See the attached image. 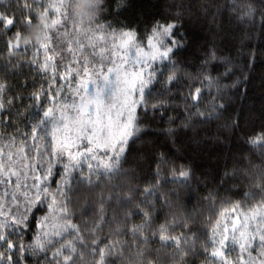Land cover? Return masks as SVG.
<instances>
[{"label": "trees", "instance_id": "16d2710c", "mask_svg": "<svg viewBox=\"0 0 264 264\" xmlns=\"http://www.w3.org/2000/svg\"><path fill=\"white\" fill-rule=\"evenodd\" d=\"M127 4V10L117 16L114 12L115 0H105L106 7L101 14V22H110L115 27L128 25L135 28L138 39L146 44L147 35L156 21L164 23L177 20L182 25L180 31L184 37V48L176 57L180 61L182 74L178 83L168 86L171 91L165 97L166 107L155 114L154 120L152 114H149L148 123L144 127L150 131L142 134V139L135 146L136 150L124 165V172L112 179L101 178V186L96 188L99 197L95 208L87 202L90 210L83 214L84 207H76L74 196L84 191L83 186L73 196L72 204L69 205L70 215L75 213L73 222L79 225L85 237V246L77 245L75 264H96L98 257L94 256L92 248H107L112 244L123 250V255L116 264H141V260L137 258L138 250L146 253L142 264H182L176 247L165 246L158 239L161 226H167L166 234L171 236L186 234L189 228L196 233L197 253L184 257L183 264H212L213 259L203 249L207 248L211 252L213 235L222 234L224 226H228L229 230L233 224L238 227L239 218L235 215V209H253L261 199L259 195L251 197L246 194L257 191L259 177L264 175V148L254 147L249 143L251 138L264 132V0H127ZM249 6L254 14L245 17V10ZM0 12L9 15L16 12L18 18H22L19 9L12 5V0H3ZM106 43L107 49L115 51L111 39ZM0 50L5 53L0 55V82L7 86L5 96L11 99L13 96L23 95L24 105H29L31 101L28 97L37 90L34 85L47 87V82L42 77L37 78L39 74L31 70L28 64L15 70L4 67L9 59L16 63L31 60V54L26 56L25 53H17L10 58L2 43ZM210 51H214L217 57L208 61L207 67L213 84L209 86L207 81L204 82L198 110H210L214 104L221 103L225 107L218 108L210 119L202 121L194 115L197 109L192 107L188 93L190 89L194 90L193 86H202L197 78L201 75V66ZM120 56L121 51H115L111 59L117 62ZM37 58L43 60L42 53L37 54ZM56 62L60 63L59 58ZM164 63H155L163 76L158 77L160 83L150 86L154 98L170 74V66L165 68ZM96 66L99 67V63ZM104 66L107 68L111 64L105 61ZM76 70H79V65ZM60 71L62 73L63 68ZM76 76L73 73L68 80H60L57 76V88L65 85L60 90L57 101L64 96L68 85L74 82ZM20 103L17 100L12 106L11 126L8 124V117L0 124V149L3 147V151L14 155L18 162L24 157L20 150L23 146L20 134L28 131L27 125L31 122V113L34 111L20 107ZM186 123L189 127L183 128L182 125ZM170 127L176 129L174 138H170L166 132ZM32 143L29 139L28 144ZM42 143L39 144L41 150L44 149ZM161 153L167 156V163L160 171V179L156 180V158ZM29 155L33 153L29 151ZM44 155L42 163L33 155L31 161L23 159V164L31 163L33 174L39 177L51 167L53 175L47 177V180L41 177L40 182L48 183L50 191L55 192V182L59 181L63 167L54 158L49 160L47 152ZM37 163L44 167L36 170ZM2 165L14 170L22 167L18 163L10 164L7 160ZM181 168L191 169V177L186 182L172 177V170L175 169L178 173ZM22 170L28 172L29 169L23 167ZM233 171L238 173L235 179H226L222 183L224 174ZM6 174L8 175L4 172L0 175V179L7 177L3 176ZM15 179L13 176L12 180ZM32 182V178L28 177L27 183L31 185ZM152 185L156 186L154 193L148 203L141 204L144 197L135 190ZM13 193L19 197V208L10 199ZM22 193L23 189H17L10 183L0 184V210L5 215L9 211L21 215L24 211ZM31 194L30 192L29 195ZM129 195L132 196L131 201L126 207H122L120 202ZM101 200L103 216L98 212ZM237 204L240 205L239 208L235 207ZM137 205H140L139 209ZM144 212L151 213L147 222ZM47 213L46 208H41L30 214L31 228L20 238V243L25 247L35 244L41 217ZM125 214H128L127 220ZM55 221L64 222L59 216ZM185 221L187 226L182 228ZM97 224L100 228L93 233L91 230ZM142 225V233L134 236L131 230ZM153 233L156 235H152ZM145 238L146 243L142 242ZM48 247V256L51 257L55 248L51 245ZM44 255V252L32 255L29 250L24 254L22 264H36ZM41 264H47V261L42 260Z\"/></svg>", "mask_w": 264, "mask_h": 264}, {"label": "snow or ice", "instance_id": "6c2138e0", "mask_svg": "<svg viewBox=\"0 0 264 264\" xmlns=\"http://www.w3.org/2000/svg\"><path fill=\"white\" fill-rule=\"evenodd\" d=\"M79 0H12L22 18H18L16 12L5 14L0 12V43L6 54L11 58L17 53H25L32 55L31 60H22L16 63L13 59H9L5 64V68H23L28 64L31 70L37 72V78H43L47 82L44 85L36 86V91L30 94L28 100L31 103L27 106L23 101V95L13 96L8 99L5 96L6 85L0 82V124L5 122L8 117V124L11 126V118L13 115L12 106L19 100L20 107L33 109L31 113L32 120L27 125L28 131L21 133L23 137V146L20 148L24 153L23 159L31 161L33 155L43 158L45 152L48 153L49 160L55 159L63 167V172L56 183V191L51 192L48 183H41V177L33 174V165L23 164V159L18 163L23 167H27L28 172L21 169L13 170L11 167H4L0 164V175L4 172L8 176L0 179V184H12L17 189H23L24 211L21 215H16L9 211L7 215L0 210V264H22L25 253L31 250L32 255H38L44 252L45 255L37 260L36 264L41 261H47V264H75L77 253V245L85 246V237L79 225L74 223L75 213L70 215L69 205L72 204V198L77 190L84 187L88 192L94 191L101 186V178L112 179L124 172V165L128 162V157L136 150V144L142 139V134H146L150 129L144 127L148 123V117L151 113L153 120L155 114L160 109L166 107L165 97L171 91L169 85H175L180 81L182 68L180 61L176 59L180 50L184 48V37L180 31L182 25L177 20L161 23L156 21L147 35V43L138 39L137 31L128 25L123 27H115L112 23L101 22V14L105 11V0H89V12H76L75 7ZM3 0H0V5ZM11 7V5H9ZM128 7L127 0H115V15L119 16L122 11H126ZM254 10L249 6L245 10V17H251ZM106 20V18H105ZM119 24V21H117ZM40 26L42 35L39 39L33 41L27 38V31L32 26ZM14 33V34H13ZM111 39L113 49L115 51L132 52L134 59L132 60V71H128V62L120 57L121 64H117L111 59L115 55V51L107 49V41ZM91 49V51H89ZM43 55V60L37 58V54ZM5 54L0 50V55ZM99 57V61H97ZM57 58L60 63L58 64ZM217 59L215 52L210 51L202 64V72L200 77L201 87H194L189 91L188 96L192 100V107L196 108L194 115L200 117L201 120L210 119L217 109H223L224 104H214L210 110L199 111V101L203 91V84L211 86L213 78L207 71L208 61ZM107 61L112 66L105 68ZM156 61L164 63L165 68L170 66V74L164 80L160 92L154 98L152 96L151 85L160 83L158 77L163 76V72L159 70ZM67 62V63H65ZM99 63V67H97ZM79 65V70L76 66ZM63 68L61 73L60 69ZM123 68L125 75L122 77L119 73ZM75 75L82 77L76 87V96L79 104L74 102V98L69 95L64 97L63 107L66 110L61 112L57 117L55 107L46 106L57 103V97L60 96L61 89L65 85L57 88L55 81L57 76L60 80H68V77ZM94 85L93 93L86 99L80 91L87 93L88 84ZM26 87V85H25ZM72 87L71 84L68 85ZM117 90L120 92V103H113V97ZM69 101H73L69 103ZM7 105V107H6ZM71 110H74V114ZM85 109L87 111L85 112ZM113 109H116L115 119L112 116ZM125 112L127 115H125ZM18 113V109H17ZM85 116L87 118H85ZM96 119H93V117ZM105 117L107 123H104ZM171 119V118H170ZM72 124L76 128L75 140L65 137L63 140L57 141L56 132L60 129L68 128ZM183 128H188L189 124H183ZM170 138L176 136L175 128L166 130ZM51 140H48V137ZM14 139V138H13ZM29 139L33 141L28 144ZM37 140H44L46 146L41 150L35 144ZM76 140L80 143L77 144ZM254 147L264 148V132L259 133L249 140ZM73 147L76 151L73 152ZM29 151L33 155H29ZM67 154L68 163H63ZM9 163L16 161L14 155H9ZM157 170L155 172L156 180L160 179V171L167 163V156L161 153L157 158ZM44 165L37 163L36 170L43 168ZM53 175L51 167L46 169L47 177ZM238 175L235 171L226 172L221 178L223 183L226 179H235ZM16 177L12 180V177ZM28 177L32 178V184L27 183ZM173 179H180L186 182L191 177V169L181 168L179 172L172 170ZM260 182L256 185L257 191L247 193L246 195L255 197L260 196L258 207H264V175L259 177ZM155 185L148 186L137 191L144 199L141 204L148 203L150 197L155 191ZM32 193L29 195V193ZM7 195V193H5ZM10 199L15 202V207L19 208V197L14 193ZM132 196H126L121 201V206L126 207ZM239 208L240 205L235 206ZM46 208L49 215L41 217L39 227L41 234L48 237L41 241L37 236L35 244L25 247L20 243L23 234L30 230L29 221L30 214L33 210L39 211ZM140 208V205H137ZM90 206L87 201L83 208V214H87ZM101 216L104 213L103 200L98 209ZM146 222L150 219L151 213L144 212ZM255 215V212H254ZM56 220L57 216L63 219V223L53 226L51 233L44 232L43 229L49 222V219ZM128 214H125L127 220ZM187 221L181 225L186 227ZM100 225L97 224L91 231L94 233ZM241 228L247 229L248 223L245 218ZM143 225L134 227L131 231L135 236L142 233ZM119 231V229H117ZM167 226H161L159 229L158 239L165 246H175L178 257L183 264L184 257L189 254L197 253L196 233L189 228L186 234L181 236H171L166 234ZM257 230L253 229L252 233L240 231L233 224L232 229L227 227L223 229L220 235H213L212 250L206 252L213 261H219V264H228L227 256L231 245H239L241 253L249 252L253 249L255 243L261 250V257L264 258V229L259 230V235L254 234ZM237 232L239 235L237 236ZM230 233V234H229ZM152 235H156L153 233ZM59 239H54V238ZM67 240V242H65ZM146 243V238L142 241ZM93 244L96 242L93 239ZM49 245L55 248L51 257L48 256L50 251ZM59 245V247H56ZM94 256L98 257L96 264H116V261L123 255V250L118 249L115 244L108 245L107 248L94 246L92 248ZM145 252L139 251L137 258L143 261ZM241 264L243 257L240 258ZM151 264V262H149ZM233 264H236L234 261ZM264 264V259L261 260Z\"/></svg>", "mask_w": 264, "mask_h": 264}, {"label": "rangeland", "instance_id": "374dc122", "mask_svg": "<svg viewBox=\"0 0 264 264\" xmlns=\"http://www.w3.org/2000/svg\"><path fill=\"white\" fill-rule=\"evenodd\" d=\"M134 51H135V49L133 48L132 52H134ZM132 52H125V51L121 50V56H120V57L123 56L124 60L128 62V71L129 72L132 71V63L131 62L134 59V57L132 56ZM116 63L121 64L120 58H119V60H117ZM155 63H159V61H156ZM119 74L122 77L125 75L123 68H121ZM81 78L82 77H80V76H76V78H74V82L70 83L72 85V87L67 88L64 96L60 100H58V102L55 105L52 106V107H55L57 110V113H56L57 117L60 116L61 112L66 111L63 107L64 97L71 95L74 98V102L76 104H79L80 101H79L78 97L76 96V87L75 86H77L79 84ZM87 87H88L87 93L83 92V90L80 91V94L84 95L86 99L94 91V85H92L91 83H89ZM120 100H121L120 92H119V90H117L116 95L113 97L112 102L119 105ZM72 102L73 101H69V103H72ZM70 111H72V113L74 114V110L70 109ZM86 111H87V109H85V112ZM115 115H116V109H113L112 116L114 119H115ZM125 115H127L126 112H125ZM85 118H87V117L85 116ZM93 119H96V117L94 116ZM104 123H107L106 117L104 119ZM56 137H57V141L63 140V139H65V137H68L70 140H75L76 128L72 124H69L68 128L60 129L59 131H57ZM47 139L51 140V137L49 136ZM36 143H37L36 145H38V147L40 149H41V147L39 145L40 143H42L43 148L46 146L44 140H37ZM76 143L79 144L80 142L78 140H76ZM72 150H73V152H75L76 151L75 147H73ZM8 157H9V153H5L3 151V147H2V149H0V160H1L2 164H3V162H6V160L9 162ZM43 157H45V155ZM37 159H38V162L42 163V161H41L42 158L40 156H37ZM16 163H18V161L13 162L12 164H16ZM63 163H68L67 154H65V160ZM53 166H55V165H53ZM45 174H46V172L41 174V177H44ZM3 176H8V175L6 174ZM98 197H99V191H97V189L92 191V192H88L84 189V191L81 194L79 192L78 196L77 195L74 196L75 201H76V207H78V209L81 206L84 207L83 204H85V201H87V202H89V205H91L92 208H95ZM235 210H237L235 215H236V217L239 218V225H238L237 229H239L240 231H247L249 233H252V230L256 229L257 231L254 234L259 235V230L264 229V207L256 206L255 208L250 209V210H243V209H240V210L235 209ZM254 212H255V215H254ZM46 215H49V213H47ZM245 218H247V223H248L247 229L241 228V225L244 223ZM56 224H60V223H58V221L52 220L51 216H50L49 222L47 223V225L45 226L43 231L51 233L53 226ZM225 227H228V226H224L223 229ZM41 232H42V230L40 228L39 237L41 238V240H46L48 237L42 235ZM238 235H239V232H237V236ZM229 248H230L231 252L227 256L228 264H233L234 261L236 262V264H241V260H240L241 257H243L242 264H261V260L263 259L261 257L262 250L255 243L253 244L254 250H250L249 252H244V253H241L238 244L237 245H231L230 244ZM212 264H219V261L218 260L213 261Z\"/></svg>", "mask_w": 264, "mask_h": 264}, {"label": "clouds", "instance_id": "9594fccd", "mask_svg": "<svg viewBox=\"0 0 264 264\" xmlns=\"http://www.w3.org/2000/svg\"><path fill=\"white\" fill-rule=\"evenodd\" d=\"M75 11L80 12H89V0H79V2L76 4ZM42 28L40 26H32L28 29L27 32V38L32 39L33 41L39 39L42 35Z\"/></svg>", "mask_w": 264, "mask_h": 264}]
</instances>
